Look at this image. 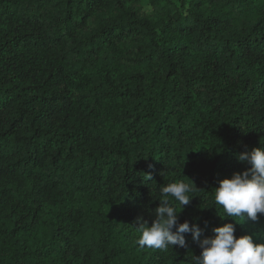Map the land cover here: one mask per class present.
<instances>
[{
    "label": "trees",
    "instance_id": "1",
    "mask_svg": "<svg viewBox=\"0 0 264 264\" xmlns=\"http://www.w3.org/2000/svg\"><path fill=\"white\" fill-rule=\"evenodd\" d=\"M257 147L264 0H0V264H194L135 243L181 180L179 223L264 243L214 203Z\"/></svg>",
    "mask_w": 264,
    "mask_h": 264
},
{
    "label": "clouds",
    "instance_id": "2",
    "mask_svg": "<svg viewBox=\"0 0 264 264\" xmlns=\"http://www.w3.org/2000/svg\"><path fill=\"white\" fill-rule=\"evenodd\" d=\"M238 159L250 167L221 180L214 189V203L223 209L221 219L256 221L258 215H264V148L245 151ZM192 191V185L183 180L160 188L161 199L154 210L155 218L150 225L147 220L138 218L140 236L135 243L140 248L167 251L174 246L185 247L184 234L191 233L201 250L199 256H193L194 264H264V243H254L251 235L237 238L233 223L216 227L214 236L201 239L202 229L198 225L190 227L188 221L178 222L182 206L193 198L189 195ZM169 198L178 202L181 210L178 211Z\"/></svg>",
    "mask_w": 264,
    "mask_h": 264
}]
</instances>
